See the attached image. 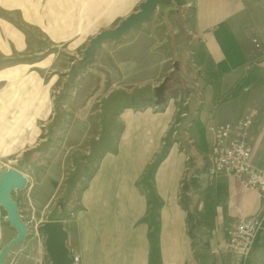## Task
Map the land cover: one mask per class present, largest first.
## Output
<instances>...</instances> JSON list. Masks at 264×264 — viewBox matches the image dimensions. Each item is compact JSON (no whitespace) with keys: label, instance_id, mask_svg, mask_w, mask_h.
Segmentation results:
<instances>
[{"label":"crops","instance_id":"obj_1","mask_svg":"<svg viewBox=\"0 0 264 264\" xmlns=\"http://www.w3.org/2000/svg\"><path fill=\"white\" fill-rule=\"evenodd\" d=\"M156 15L155 22L173 39L178 54L169 73L179 66L184 73L178 85L199 92L193 107L188 105L194 117L185 130L180 127L181 136L154 171L149 190L138 187V173L153 159L168 120L177 112L176 100L170 99L177 94L169 88L170 79L166 110L130 122L137 139L125 141L129 153L124 154L121 143L123 152L108 156L97 182L83 190L76 235L65 227L67 245L80 255V264H242L240 254L224 248L227 229L238 222L239 210L260 214V198L228 172L210 174L204 155L215 145L214 126L256 106L252 162L264 170V0H182L163 8L158 3ZM255 34L260 36L259 46L251 41ZM17 114L11 124L8 114L0 113V146L19 139L32 122L25 119L24 110ZM104 177L107 186L100 187L98 179ZM95 193L104 195L99 209L91 203ZM16 235L0 216V250ZM199 238L207 242L204 251L197 245ZM24 241L12 249L5 264H37L39 237L28 232ZM263 255L264 220L246 264H264Z\"/></svg>","mask_w":264,"mask_h":264},{"label":"rangeland","instance_id":"obj_2","mask_svg":"<svg viewBox=\"0 0 264 264\" xmlns=\"http://www.w3.org/2000/svg\"><path fill=\"white\" fill-rule=\"evenodd\" d=\"M143 1L0 0V113L5 111L11 124L21 110L27 121L32 120L19 139L0 146V169L13 167L29 180L24 189L13 190L11 197L31 236L39 237L37 264L50 260L42 224L61 219L76 235L83 190L97 182L99 167L108 156L123 152L121 143L128 154L130 146L125 141L137 139L130 122L166 110L169 101L154 103L155 88L165 77L172 78L169 88L177 92L170 98L176 100L177 112L168 120L153 159L138 173V187L149 190L154 171L181 136L180 127L185 130L194 117L188 105L193 107L195 89L178 85L182 68L168 70L178 54L173 39L155 22L158 7L139 28L92 47L97 34L120 24ZM171 2L182 0H162L159 6ZM259 39L257 34L251 37L257 46ZM186 98L190 99L183 104ZM250 111H254L253 121L258 107H248L246 113ZM251 129L252 125L253 147ZM98 181L100 187L107 186L105 177ZM102 193L91 196L97 209L103 204ZM0 216H6L1 205ZM69 250L71 257L80 258ZM250 256H242V264Z\"/></svg>","mask_w":264,"mask_h":264},{"label":"built area","instance_id":"obj_3","mask_svg":"<svg viewBox=\"0 0 264 264\" xmlns=\"http://www.w3.org/2000/svg\"><path fill=\"white\" fill-rule=\"evenodd\" d=\"M253 115L254 111H250L234 121L214 126L215 145L204 155L205 168L210 174L228 172L242 186L255 189L260 198L263 209L260 214L245 215L239 210L238 222L227 229L224 248L244 258L251 254L264 220V170L252 162ZM72 260L74 264L80 262L74 254Z\"/></svg>","mask_w":264,"mask_h":264},{"label":"water","instance_id":"obj_4","mask_svg":"<svg viewBox=\"0 0 264 264\" xmlns=\"http://www.w3.org/2000/svg\"><path fill=\"white\" fill-rule=\"evenodd\" d=\"M162 0H145L140 8L130 13L120 24L113 29L97 34L93 40L92 47L100 45L103 41L117 40L132 29L139 28L145 21L149 20ZM168 77L155 88L156 99L154 103L160 105L167 100L166 84ZM27 176L13 168L0 169V205L6 210L5 220L16 229L17 235L13 237L0 250V264H5L12 249L22 243L29 232L26 222L23 220L18 203L12 199L13 190H22L28 185ZM45 234V247L52 264H72V257L67 245L68 232L64 221L61 219L48 220L42 224Z\"/></svg>","mask_w":264,"mask_h":264},{"label":"trees","instance_id":"obj_5","mask_svg":"<svg viewBox=\"0 0 264 264\" xmlns=\"http://www.w3.org/2000/svg\"><path fill=\"white\" fill-rule=\"evenodd\" d=\"M170 79H172L171 77L168 79V81L167 82H169L170 81ZM52 141H50V142H48V143H44L43 145L44 146H47L49 143H51ZM190 216L191 217H196L195 216V214H194V212H190ZM194 234V233H193ZM199 243L197 244L198 246H201V247H203V251H204V248H205V246H206V241L204 240V238L202 239V238H199V241H198ZM199 249V248H198Z\"/></svg>","mask_w":264,"mask_h":264}]
</instances>
